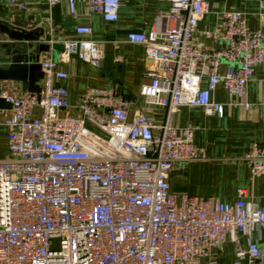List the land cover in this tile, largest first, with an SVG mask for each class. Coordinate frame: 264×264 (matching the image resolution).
Segmentation results:
<instances>
[{
	"label": "built area",
	"instance_id": "2783aa9c",
	"mask_svg": "<svg viewBox=\"0 0 264 264\" xmlns=\"http://www.w3.org/2000/svg\"><path fill=\"white\" fill-rule=\"evenodd\" d=\"M0 1L26 10V0ZM45 1L50 8L60 2ZM132 1L67 3L72 16L80 4L116 23ZM168 1L170 12L149 34L126 38L145 49L150 82L140 96L165 111L161 121L142 111L130 119L114 88L88 89L69 104L62 85L69 76L58 65L75 58L98 68L103 60L86 26L62 41L58 59L40 61L39 93L13 95L0 86V99L11 106L2 124L8 157L0 160V264H219L228 241L233 264H264L253 237L264 228V205L244 202L243 191L233 204L178 194L168 182L176 164L207 158L194 144L196 129L174 125L181 108L223 117L224 106L213 100L218 88L233 98L229 107H252L245 98L264 64V31L251 30L242 13H224L217 28L200 31L208 0ZM259 9L264 24V1ZM197 35L220 48L207 50ZM258 105L264 107V95ZM241 160L252 181L264 176V144L253 142Z\"/></svg>",
	"mask_w": 264,
	"mask_h": 264
},
{
	"label": "crops",
	"instance_id": "0c3cea01",
	"mask_svg": "<svg viewBox=\"0 0 264 264\" xmlns=\"http://www.w3.org/2000/svg\"><path fill=\"white\" fill-rule=\"evenodd\" d=\"M261 1L264 0H208V12L201 19L199 30L213 31L222 22L224 13H242L251 30L264 31V24L257 17ZM25 5L26 10L21 11L0 1V22L27 32L43 31L40 43L48 46V52L41 56V60L48 57L58 59L63 51L62 41L75 38V30L79 26L90 27V38L102 46L103 60L98 68L75 58L58 65L59 70L69 76L62 85L68 92L71 106H75L88 89L114 88L128 103L130 119L141 111L155 122L164 118L162 108L146 104L140 96L142 85L150 82L145 49L127 43L126 38L131 32L149 34L156 18L170 12L168 0H134L127 3L120 8L116 23H106L101 16L89 14L80 4L72 16L67 0H60L53 8L45 0H26ZM195 39L207 50L220 48L219 44L199 35ZM0 86L13 95L24 93L20 82H0ZM205 88L203 84L202 89ZM263 95L264 64L255 69L254 79L248 86L245 101L251 104L250 110L229 107L233 98L222 88L215 91L213 100L224 106L223 117L207 115L200 108H181L175 116L174 125L195 128L194 144L205 150L207 158L189 164H176L168 178L172 192L217 197L224 203L233 204L239 198V191H243L244 202L264 205V176L252 181L248 165L241 160L253 142L264 144V107L258 105ZM69 113L74 114V109ZM10 116L11 108L0 107V152L3 149L0 160L8 157L7 129L2 124ZM253 237L264 248V228L257 230ZM234 261V245L228 241L219 254V264H233Z\"/></svg>",
	"mask_w": 264,
	"mask_h": 264
},
{
	"label": "water",
	"instance_id": "95a60500",
	"mask_svg": "<svg viewBox=\"0 0 264 264\" xmlns=\"http://www.w3.org/2000/svg\"><path fill=\"white\" fill-rule=\"evenodd\" d=\"M43 35V31L27 32L0 22V52H3L0 53V82H20L24 93L41 91L44 75L40 61L48 52V46L40 43ZM0 107L11 108L2 99Z\"/></svg>",
	"mask_w": 264,
	"mask_h": 264
},
{
	"label": "rangeland",
	"instance_id": "374dc122",
	"mask_svg": "<svg viewBox=\"0 0 264 264\" xmlns=\"http://www.w3.org/2000/svg\"><path fill=\"white\" fill-rule=\"evenodd\" d=\"M3 152V149L1 150V152L0 153H2Z\"/></svg>",
	"mask_w": 264,
	"mask_h": 264
}]
</instances>
